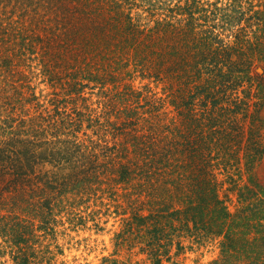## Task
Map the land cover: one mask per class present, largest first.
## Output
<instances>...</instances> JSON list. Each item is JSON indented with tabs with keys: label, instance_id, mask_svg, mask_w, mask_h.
I'll return each mask as SVG.
<instances>
[{
	"label": "trees",
	"instance_id": "1",
	"mask_svg": "<svg viewBox=\"0 0 264 264\" xmlns=\"http://www.w3.org/2000/svg\"><path fill=\"white\" fill-rule=\"evenodd\" d=\"M263 107L264 0H0L4 246L43 264L58 215L112 206L116 247L153 264L177 262L181 237L214 241L208 264H264Z\"/></svg>",
	"mask_w": 264,
	"mask_h": 264
},
{
	"label": "rangeland",
	"instance_id": "2",
	"mask_svg": "<svg viewBox=\"0 0 264 264\" xmlns=\"http://www.w3.org/2000/svg\"><path fill=\"white\" fill-rule=\"evenodd\" d=\"M27 60L24 66H26L25 70H30L33 75L31 84L34 85V90L40 99L45 100L52 89L40 73V65L34 60ZM146 83L151 87V92L157 96L163 95L162 82L155 83L151 79L139 76L134 81L138 87ZM27 91L30 92V89ZM261 116L264 118V107L261 110ZM2 117L3 115L0 114V122ZM255 171L257 177L264 181V158L257 164ZM245 179L246 175L242 180ZM218 180L223 183L220 194L224 197L227 195V203L233 209L236 194L229 189L232 181L228 178V173L219 170ZM82 213L85 214V212ZM57 220L53 234L43 241L45 245L49 244L51 250V257L49 256L48 261L43 264H107L108 261L103 260L105 257L118 258L130 264H153L146 258L145 253L139 251L138 247L131 250L116 247L115 235L122 225V215H116L112 206L107 213H104L103 208L97 219L88 218L84 224L70 221L65 212L58 215ZM181 240L185 248L176 257L177 262L166 261L162 264H208L218 255L219 249L214 241L202 242L190 237H181ZM4 244L5 241L0 236V264H15L10 247H5Z\"/></svg>",
	"mask_w": 264,
	"mask_h": 264
}]
</instances>
